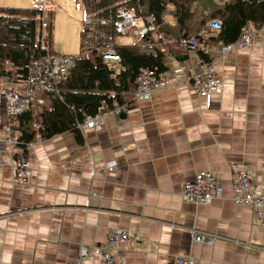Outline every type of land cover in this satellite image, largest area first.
<instances>
[{"label":"crops","instance_id":"0c3cea01","mask_svg":"<svg viewBox=\"0 0 264 264\" xmlns=\"http://www.w3.org/2000/svg\"><path fill=\"white\" fill-rule=\"evenodd\" d=\"M213 55L199 49L182 64L200 70ZM230 57L216 65L221 94L199 99L184 86L167 88L134 102L122 120L106 113L98 130L82 132V145L70 133L36 143L25 154V186L12 184L14 164L5 158L0 264H68L115 228L144 240L123 248L125 264H174L177 256L198 264H264V221L256 224L248 208L232 201L229 169L243 164L264 181V44ZM37 102L12 122L15 136L50 108L47 97ZM4 123L0 91V137ZM111 161L116 166L108 172ZM206 171L218 175L221 197L209 205L185 202L183 185ZM192 230L215 236L214 243H193ZM99 263L92 255L84 262Z\"/></svg>","mask_w":264,"mask_h":264},{"label":"built area","instance_id":"2783aa9c","mask_svg":"<svg viewBox=\"0 0 264 264\" xmlns=\"http://www.w3.org/2000/svg\"><path fill=\"white\" fill-rule=\"evenodd\" d=\"M32 1L35 7L42 10L43 14L50 10L48 7L51 6V3L48 0ZM172 9L173 6L168 4L163 15V22L170 26L174 24L169 12ZM86 11L81 40L83 51L90 52L93 58H99L111 70H117L120 66L117 48L121 44L116 43L118 38H127L133 43L140 37L146 36V41L139 48L141 53L153 52L156 44L163 47L168 42L175 41L168 39L164 34L156 35V26L152 16L138 17L133 8L125 5L119 6L114 13L109 14H103L101 10H95V8H89ZM39 21L36 43L40 50L45 52V55L30 62L27 78L19 83L21 87L13 89L9 79H0L5 114V123L1 128L3 136L0 137V169L6 167V160L14 164L12 184L20 187L28 184L30 176L25 151L45 139L36 134L32 142L28 144L20 142V136H15L13 133L12 122L34 106H39L35 100L37 96L47 97L50 100L57 85L69 75L79 58L54 53L47 37L45 16L42 15ZM207 26L212 32H217L221 28V22L213 19L207 23ZM150 32H153V39L148 36ZM256 43L264 44V27L255 28L248 25L242 29L236 40L220 46H204L196 37H183L179 40V44L186 49L187 55L202 49L208 53H214L213 57L207 63H203L200 70L196 71L187 69L183 66V62L178 63L173 57L167 58V69L160 73L142 69L135 76L134 88L128 92V97H131L132 102H138L149 98L154 92L167 88L177 90L182 86L188 88L199 99H207L209 96L221 94L224 80L218 74L216 65L231 62L230 54L233 51L248 50ZM171 63L178 67L174 72L169 69ZM110 101L112 102L111 107L103 103L100 112L87 117L82 124L77 126L81 133L85 129L98 130L106 113L119 119L122 114L127 113L130 107L127 102L120 104L114 93L110 94ZM38 116L39 114H36L33 117ZM32 127L38 131L40 125L37 122H32ZM5 158L7 159L5 160ZM115 166L114 161L107 162L105 170L113 171ZM229 169L232 176V201L236 205L248 208L252 212L254 222L262 224L264 221V181L257 182L252 176V171L243 164L230 163ZM181 195L185 202L193 205L211 204L221 197L218 175L210 171L197 174L194 180L183 185ZM191 234L193 243L210 246L215 240V236L204 232L192 230ZM140 243H144V240L139 233L119 228L111 229L103 243L94 245L91 252L86 246H82L78 258L68 264H84L90 255L98 256L99 264H125V257L121 253L123 248L126 245ZM174 264H198V262L191 256H177Z\"/></svg>","mask_w":264,"mask_h":264},{"label":"trees","instance_id":"16d2710c","mask_svg":"<svg viewBox=\"0 0 264 264\" xmlns=\"http://www.w3.org/2000/svg\"><path fill=\"white\" fill-rule=\"evenodd\" d=\"M77 1L85 13L89 8L101 10L103 14L114 13L122 5L133 8L138 17H153L156 35L164 34L175 41L163 47L156 44L151 53L139 51L146 36L129 45L119 46L117 54L120 66L117 70L109 69L99 58L79 57L69 75L51 94L50 108L19 129V141L24 144L32 142L36 134L49 140L70 133L75 143L82 145L84 137L77 126L87 117L100 112L103 103L111 107V93H114L120 104L127 102L131 106L134 102L128 97V92L134 88V79L140 70L150 69L160 73L167 69L168 57H173L178 63L185 61L187 51L179 44L183 37H196L204 46H220L236 40L248 25L264 27V0ZM168 4L173 6L169 11L174 23L172 26L163 22ZM42 15L47 20L46 32L52 46L54 17L51 10L43 14L37 7H0V79L7 78L14 84L24 81L30 62L45 55L36 43ZM213 19L221 22L217 32H212L207 26ZM148 36L153 39V32ZM80 48L83 52L82 42ZM32 122L39 123L38 131L33 129Z\"/></svg>","mask_w":264,"mask_h":264},{"label":"rangeland","instance_id":"374dc122","mask_svg":"<svg viewBox=\"0 0 264 264\" xmlns=\"http://www.w3.org/2000/svg\"><path fill=\"white\" fill-rule=\"evenodd\" d=\"M48 1L51 3L48 8L53 12L54 17L52 51L75 58H93L90 52H81L80 48L85 14L81 3L77 0ZM34 5L32 0H0V7H33ZM116 43L129 45L131 40L121 37L117 39ZM12 84L14 83L11 82L10 85ZM40 99H43V96L35 98L37 101Z\"/></svg>","mask_w":264,"mask_h":264},{"label":"water","instance_id":"95a60500","mask_svg":"<svg viewBox=\"0 0 264 264\" xmlns=\"http://www.w3.org/2000/svg\"><path fill=\"white\" fill-rule=\"evenodd\" d=\"M125 118V114H122L121 116H120V119L122 120V119H124Z\"/></svg>","mask_w":264,"mask_h":264}]
</instances>
